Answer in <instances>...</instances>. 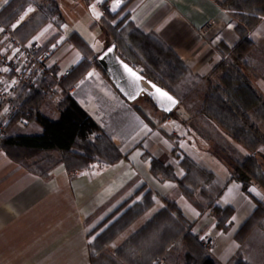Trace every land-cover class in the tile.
I'll return each mask as SVG.
<instances>
[{"label":"crops","instance_id":"1","mask_svg":"<svg viewBox=\"0 0 264 264\" xmlns=\"http://www.w3.org/2000/svg\"><path fill=\"white\" fill-rule=\"evenodd\" d=\"M9 1L0 0V11ZM56 1L64 22L60 27L61 36L50 52L55 61L54 71L60 79L65 76L64 71L72 70L84 57L67 41L71 34L80 35L93 50L91 66L105 49L103 44L107 40L100 28L90 25L102 16L100 5L107 3H110L107 12H118L116 20L128 15L127 20L144 32H155L193 72L203 76H214L215 68L225 58L222 48L232 49L239 42L237 20L221 7V0H119L118 6L117 0ZM123 5L124 9L120 10ZM36 12V5H28L10 25L13 32ZM208 20H212V25L203 30ZM53 27L55 23L50 20L31 39H39ZM94 29L100 31L101 37L97 51L90 35ZM250 38L264 54V16L250 32ZM248 76L264 98V76L255 72H248ZM82 78L71 87L70 95L110 135L123 157L117 163L108 166L94 163L84 170L68 171L64 164H59L44 180L0 150V264H90L88 243L93 239L90 233L123 203L130 205L140 201L142 192H136L142 186L151 190L153 204L107 245L109 250H115L163 208L167 200L176 203L193 223L194 235L202 242L204 239L213 242L210 252L221 264H234L240 258L248 264H264L263 230H253L244 243L235 238L256 209L257 201L264 203V189L253 184L249 194L245 193L241 185L231 179L233 167L212 141L174 118H164V112L152 106L146 95L128 101L102 69L96 77L85 81ZM166 135L178 139L181 156L188 155L214 174L215 184L223 188L218 206H231L235 210L228 231L215 226L211 210L200 214L183 197L175 181H161L151 173V158L155 157L164 165L172 166L177 177L184 174L180 158L172 154L173 144ZM234 146L244 156L250 155L242 145L234 143ZM257 159L264 171V162ZM132 179L135 183L102 214L89 224L84 222Z\"/></svg>","mask_w":264,"mask_h":264},{"label":"trees","instance_id":"2","mask_svg":"<svg viewBox=\"0 0 264 264\" xmlns=\"http://www.w3.org/2000/svg\"><path fill=\"white\" fill-rule=\"evenodd\" d=\"M30 4L37 6V12L13 33L21 42H26L53 20L56 27L48 29L38 39L40 52H45L61 36L60 27L64 22L56 0H10L0 11V22L10 26ZM220 5L237 20L239 42L232 49L222 48L225 58L215 68L214 76L193 72L159 35L144 32L127 20L128 15L116 20L118 12L106 11L90 26L100 28L107 44L114 43L124 61L178 99L177 107L170 113H163V117L174 118L212 141L231 163V179L249 194L253 184L264 189V171L257 159L264 162V98L248 76V72L264 76V54L250 38V32L264 16V0H221ZM123 9L124 5L120 10ZM67 41L79 49L83 59L59 82L50 77L40 81V85H57L56 92L50 96L20 85L15 100L18 111L7 126V134L0 139V150L44 180L59 164H64L68 171L84 170L94 163L108 166L123 157L110 135L67 93L89 70L90 58L94 56L80 35L73 33ZM94 62L102 69L96 59ZM21 117H25L24 123ZM167 137L173 144L172 154L180 158L184 174L177 177L172 166L164 165L155 157L151 158V173L161 181H175L183 197L200 214L211 210L215 226L228 231L235 210L231 206H218L223 188L215 184L214 174L188 155L181 156L178 139L172 135ZM234 143L242 145L250 155L241 154ZM134 183L135 179L128 181L84 222H93ZM141 192L140 201L130 205L123 203L90 233L93 236L88 243L90 264H221L194 235L193 223L186 219L178 205L167 200L163 208L115 250H109L107 245L153 204L151 190L142 186L136 194ZM118 212L120 214L114 218ZM255 229L264 231V203L259 200L254 212L236 233V240L244 243ZM234 264L248 263L240 258Z\"/></svg>","mask_w":264,"mask_h":264},{"label":"built area","instance_id":"3","mask_svg":"<svg viewBox=\"0 0 264 264\" xmlns=\"http://www.w3.org/2000/svg\"><path fill=\"white\" fill-rule=\"evenodd\" d=\"M109 7L110 3L100 5L102 15ZM211 25L212 20H208L202 28L207 30ZM54 66L55 61L51 58L50 49L40 52L38 39L21 42L14 36L12 27L4 26L0 22V139L7 134V126L18 111L15 100L20 85H24L27 90L40 91L44 96L56 92L57 85H40V81L46 77L59 82L60 78L56 76ZM69 71L66 70L63 74L67 75ZM100 71V67L92 63L82 81L96 77ZM72 92V88L67 91L69 94ZM20 121L24 123L25 117H21ZM203 244L208 250L213 246L211 240L204 239Z\"/></svg>","mask_w":264,"mask_h":264},{"label":"water","instance_id":"4","mask_svg":"<svg viewBox=\"0 0 264 264\" xmlns=\"http://www.w3.org/2000/svg\"><path fill=\"white\" fill-rule=\"evenodd\" d=\"M97 62L121 95L128 101H134L140 95L146 94L155 107L164 113H170L177 107L178 99L168 90L146 79L133 65L124 61L116 52L114 43L108 44L97 56ZM126 68L131 69V72L135 75L130 74ZM157 89H159V92H157ZM161 93H166V96L161 95ZM168 97H171V99H168Z\"/></svg>","mask_w":264,"mask_h":264},{"label":"rangeland","instance_id":"5","mask_svg":"<svg viewBox=\"0 0 264 264\" xmlns=\"http://www.w3.org/2000/svg\"><path fill=\"white\" fill-rule=\"evenodd\" d=\"M83 3V2H82ZM65 9H66V7H64ZM69 9V8H68ZM69 13V11H67L66 10V13ZM100 31L99 30H97V29H94V31H91L90 32V35H91V40H92V45H93V48L97 51L98 50V48H100V39H101V37H100V33H99ZM106 45H107V42L106 41H104V44H103V49L104 48H106ZM145 98H146V96H144ZM186 115V114H185ZM258 231H261V232H263L262 230H259L258 229Z\"/></svg>","mask_w":264,"mask_h":264},{"label":"snow or ice","instance_id":"6","mask_svg":"<svg viewBox=\"0 0 264 264\" xmlns=\"http://www.w3.org/2000/svg\"><path fill=\"white\" fill-rule=\"evenodd\" d=\"M118 3H119V0H117V6H118ZM30 10H31V9H30ZM30 10H29V11H30ZM230 27H231V25H230ZM109 51H111V49H109ZM126 70L129 71L130 74L135 75L134 73L131 72V69H127V68H126ZM157 92H159V89H157ZM161 95L166 96V93H161ZM168 99H171V97H168Z\"/></svg>","mask_w":264,"mask_h":264}]
</instances>
